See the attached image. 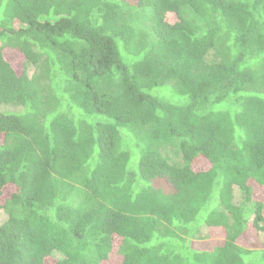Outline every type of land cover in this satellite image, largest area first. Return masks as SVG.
<instances>
[{
	"label": "trees",
	"instance_id": "obj_1",
	"mask_svg": "<svg viewBox=\"0 0 264 264\" xmlns=\"http://www.w3.org/2000/svg\"><path fill=\"white\" fill-rule=\"evenodd\" d=\"M0 209V264H264V0H0Z\"/></svg>",
	"mask_w": 264,
	"mask_h": 264
},
{
	"label": "rangeland",
	"instance_id": "obj_2",
	"mask_svg": "<svg viewBox=\"0 0 264 264\" xmlns=\"http://www.w3.org/2000/svg\"><path fill=\"white\" fill-rule=\"evenodd\" d=\"M35 72V66L34 65H31V64H28V73L30 75H32L33 73ZM1 110H5V111H14V110H19L18 107L16 106H13V105H4V106H1ZM175 147H167V149L163 152L165 154H168L169 156L175 154ZM8 218V213L3 210V209H0V225ZM209 232V229L205 226V225H202L199 229V232L197 233V236L196 238L192 239L194 243H201V241H204L206 240V236ZM58 257L61 255L59 253H57Z\"/></svg>",
	"mask_w": 264,
	"mask_h": 264
}]
</instances>
